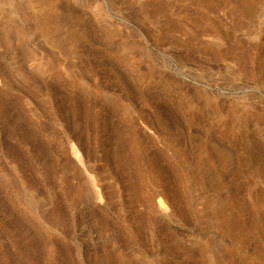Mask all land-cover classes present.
I'll use <instances>...</instances> for the list:
<instances>
[{
  "label": "rangeland",
  "instance_id": "rangeland-1",
  "mask_svg": "<svg viewBox=\"0 0 264 264\" xmlns=\"http://www.w3.org/2000/svg\"><path fill=\"white\" fill-rule=\"evenodd\" d=\"M0 264H264V0H0Z\"/></svg>",
  "mask_w": 264,
  "mask_h": 264
}]
</instances>
